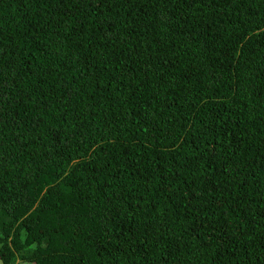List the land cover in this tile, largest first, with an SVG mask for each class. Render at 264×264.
<instances>
[{
	"label": "trees",
	"instance_id": "16d2710c",
	"mask_svg": "<svg viewBox=\"0 0 264 264\" xmlns=\"http://www.w3.org/2000/svg\"><path fill=\"white\" fill-rule=\"evenodd\" d=\"M0 264H264V0H0Z\"/></svg>",
	"mask_w": 264,
	"mask_h": 264
}]
</instances>
